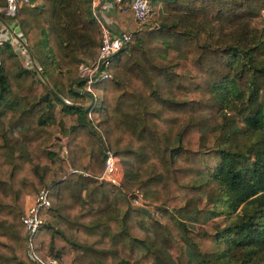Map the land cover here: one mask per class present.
Returning a JSON list of instances; mask_svg holds the SVG:
<instances>
[{
    "label": "trees",
    "instance_id": "obj_1",
    "mask_svg": "<svg viewBox=\"0 0 264 264\" xmlns=\"http://www.w3.org/2000/svg\"><path fill=\"white\" fill-rule=\"evenodd\" d=\"M34 1L21 4L15 18L51 85L4 44L0 264H36L21 216L25 196L43 188L51 205L41 209L32 237L43 260L160 264L163 255L177 264H245L264 257V0H150L166 15L133 31L112 58L111 79L95 84L101 94L92 118L75 78L82 56L95 57L100 43L89 0ZM66 82L74 101L53 88ZM58 134L83 137L84 167L70 150L66 158L48 149ZM106 150L122 165L119 184L100 179ZM215 185L220 198L201 207L196 222L205 223L218 201L235 217L194 240L166 204L180 190ZM122 189L138 191L161 213L150 217L132 206ZM237 249L242 260L233 256Z\"/></svg>",
    "mask_w": 264,
    "mask_h": 264
},
{
    "label": "built area",
    "instance_id": "obj_2",
    "mask_svg": "<svg viewBox=\"0 0 264 264\" xmlns=\"http://www.w3.org/2000/svg\"><path fill=\"white\" fill-rule=\"evenodd\" d=\"M103 0H89L92 8V13L99 26L100 43L97 48L96 56L88 61H81L78 65L77 80L82 83V91L87 93L83 105L90 108L89 117L92 118V109L96 106L99 96L95 94V84L109 80L112 77L111 73V60L122 50L131 38L133 31L123 30L115 31L111 29L100 17L99 11L105 5ZM115 5L121 8H128L130 10L138 28L148 24L154 11L150 0H130L128 5L123 4V0H113ZM33 4L34 0H5V13L15 20L16 13L21 4ZM135 31V30H134ZM14 39L10 43H14ZM5 40L0 36V50L4 46ZM17 46L14 51L19 57L23 59V66L26 69L35 73L41 81L42 72L40 67L37 66L34 59L29 53L24 40L18 38ZM77 88V84L72 85ZM100 179L119 184L121 181V170L118 169V159L109 150H106L105 166ZM127 197L132 206L142 208L145 203L142 196L138 191L127 192ZM51 201L48 194V189L43 188L38 193L28 199L25 211L21 216V221L25 228L30 233L31 237L27 243V253L30 259L36 264H58L56 259L43 260L40 258L34 249L32 237L42 225L43 220L40 216V211L43 208H48Z\"/></svg>",
    "mask_w": 264,
    "mask_h": 264
},
{
    "label": "rangeland",
    "instance_id": "obj_3",
    "mask_svg": "<svg viewBox=\"0 0 264 264\" xmlns=\"http://www.w3.org/2000/svg\"><path fill=\"white\" fill-rule=\"evenodd\" d=\"M3 6L5 7V1ZM153 15L152 18L149 20L148 24H158L160 25L163 15H166L165 10L163 9L162 5L158 3L157 5L153 6ZM154 17V19H153ZM145 24L144 26L148 25ZM153 26V25H151ZM137 89V87H136ZM95 94L97 96H100L101 90L95 89ZM71 98V97H70ZM72 101H74V98H71ZM104 114L99 118L101 122H103ZM99 120V122H100ZM101 126L103 127V124L101 123ZM238 126L241 128V131L243 132L245 130L244 125L239 122ZM106 128V125L104 126ZM56 137H61V140L55 139L50 147L48 149H51L56 152H61L64 157L67 156V150H70V154L72 155V160L74 164H80V166H85L88 162L87 157V148L84 144L83 137L82 136H76L71 139V141H68L65 139L64 136L61 134H58ZM68 137V136H67ZM0 168L4 169V164L0 165ZM121 170L123 172V168L121 165ZM123 195L125 197V200L130 203L127 192L128 189H122ZM35 195V194H34ZM33 194H27L25 196V207L28 203V199L31 198ZM179 200L177 199H170L167 204L166 208L169 211L174 212V214L177 216L179 220L182 222H185L187 224L189 234L194 238V240H197L199 235L203 233L205 228L209 226H218V220L224 218L226 222H230L232 218L235 217V213H232L230 215L226 214V209L222 205L220 201H218L216 204L212 205L209 209V216L207 217L205 223L198 224L196 222V213L201 207H205L212 198H220L221 196V190L218 186H213L209 190L199 192V193H189L185 190L179 191ZM145 208L149 213L150 217H155L161 213L160 210L155 208L152 205H149L145 203V206L142 207ZM138 209V208H137ZM170 254H174V251H170ZM233 256L237 260H242V252L241 249L234 250ZM174 262L171 263L167 260V258L163 255H158L157 262L160 264H177V261H175V258L172 256ZM245 264H264V257L256 256L254 259H250L249 261H246Z\"/></svg>",
    "mask_w": 264,
    "mask_h": 264
},
{
    "label": "crops",
    "instance_id": "obj_4",
    "mask_svg": "<svg viewBox=\"0 0 264 264\" xmlns=\"http://www.w3.org/2000/svg\"><path fill=\"white\" fill-rule=\"evenodd\" d=\"M102 2L105 6L102 9H100L99 15H100L101 19L107 25H109L111 27V29H113L115 31H123V30L134 31L138 28V24L135 22L132 14H131L130 10H128V8H121L119 5H115L113 0H103ZM129 2H130V0H123V4H125V5H128ZM89 4H90V2H89ZM36 5H37V2L34 1L32 6H36ZM89 11H90V14L92 15V17L94 18L93 13H92L91 4L89 7ZM94 20H95V18H94ZM95 22H96L97 28H99L96 20H95ZM0 36L5 40V45L6 46L8 45L10 47V50L13 51L14 53H15L14 48L17 46L16 44H17L18 38L24 40V36H23V33H22V30H21V27L19 25L18 20L16 18L14 20L9 15H7L5 13L4 6H0ZM14 39H16L15 42L13 44L10 43ZM26 47L28 48L30 55L34 59L35 63L37 64L38 62L36 60L35 53H34L33 49L31 47H29L27 45V43H26ZM16 56L23 66L22 57H19V55H17V54H16ZM93 57L94 56H89L88 54H86V55L82 56L81 61H88V60L93 59ZM53 69H54V67H53ZM40 70L42 72L43 81H41L39 79V77L34 73L35 78L50 86L51 81H50L48 74L46 72H44L43 68H40ZM61 72L64 74L65 70H63ZM77 72H78V69H77ZM58 73L61 74L59 72V70L55 68L53 70V74L56 75ZM75 78L77 79V74L75 75ZM70 86H71V84L66 82L63 86L57 85V86H54L53 88L55 89V91H57L59 93V95L65 96L66 98H68L69 101H71V99L67 96L68 95L67 92H68V89ZM56 139L60 141L61 137H56ZM65 139L68 141V137H65ZM61 155H62V153H61ZM118 169L121 170V164H120L119 160H118Z\"/></svg>",
    "mask_w": 264,
    "mask_h": 264
},
{
    "label": "water",
    "instance_id": "obj_5",
    "mask_svg": "<svg viewBox=\"0 0 264 264\" xmlns=\"http://www.w3.org/2000/svg\"><path fill=\"white\" fill-rule=\"evenodd\" d=\"M143 211H147L145 208H142Z\"/></svg>",
    "mask_w": 264,
    "mask_h": 264
}]
</instances>
